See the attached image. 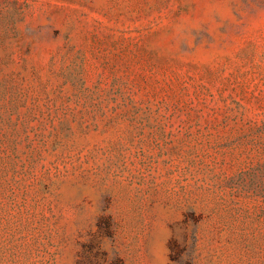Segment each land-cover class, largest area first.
Returning a JSON list of instances; mask_svg holds the SVG:
<instances>
[{"label": "rangeland", "instance_id": "obj_1", "mask_svg": "<svg viewBox=\"0 0 264 264\" xmlns=\"http://www.w3.org/2000/svg\"><path fill=\"white\" fill-rule=\"evenodd\" d=\"M0 264H264V0H0Z\"/></svg>", "mask_w": 264, "mask_h": 264}]
</instances>
